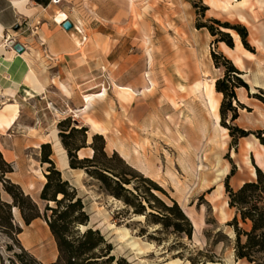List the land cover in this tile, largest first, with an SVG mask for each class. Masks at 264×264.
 Here are the masks:
<instances>
[{
	"label": "rangeland",
	"instance_id": "obj_1",
	"mask_svg": "<svg viewBox=\"0 0 264 264\" xmlns=\"http://www.w3.org/2000/svg\"><path fill=\"white\" fill-rule=\"evenodd\" d=\"M66 2L64 7H69L67 10L73 14L83 32L80 35L81 39H87L88 36V40L83 41L85 44L74 57L81 56L83 60L87 57L89 48L86 47L92 42L89 32L94 31L100 39V48H95L98 50L96 52L98 70L93 74L92 83L88 86L78 88L72 85L69 89L74 99L72 104L63 100L50 87V84H54L61 90V84L55 76H52L55 79L48 85L51 93L49 102L41 97H35L29 102L24 99L18 100L21 114L16 135L11 131L4 133L5 137L13 139L16 147L26 136L32 138L33 143H30L29 147L16 150L15 159L23 161L24 171L31 174L35 181L39 180L44 172L38 162L40 150L37 146L42 138L51 140L48 133L53 125L69 117L83 126L89 123L93 132L98 130V134L100 132L103 134L106 131L105 136H102L109 143V148L117 147L139 172L137 173L139 177L130 188L134 189V186H137L144 194L150 185L143 179L152 180L163 190H154V194L169 205H172V200L177 201L193 228V236L190 239L186 234L176 233L173 228L156 223L158 219L153 216L138 219V216L143 215H136L124 202H117L103 190L99 180L83 172L78 181L79 172L75 175L74 181L77 182L80 194L84 197L86 211L91 215L89 227L101 228V233L107 241H112L110 243L114 247L113 254L117 258H125L130 264H249L246 260L238 261L235 257V232L228 226V222L234 219L236 210L229 207L226 178L232 170L235 171L228 180L233 191H238L242 182L256 180L253 175L255 164L249 159V151L245 147L251 142L242 146L241 154L242 139L233 140L229 130L223 126L221 115H208L200 96L205 93L207 86H211V79L218 80L225 75L226 69L223 66L220 68L215 66L212 52L226 56L220 48L221 43L228 46L227 42L231 38L235 48V41L239 43L241 40L235 30L223 28L224 24L246 28L247 44L250 48L248 51L252 60L247 59L245 66L252 77L264 72V48L255 42L264 41V0ZM226 6L238 7L239 11L245 13L244 22L236 13H229ZM218 30L229 35L221 36ZM149 53L155 60L152 69L148 61ZM65 57L68 58L67 55ZM65 57L62 56L60 59ZM30 59L32 62L40 60L35 52H32ZM149 59L153 62L151 56ZM150 71L153 73H148ZM115 84L122 87L130 86L127 90H119L128 100L134 99L132 104H125L119 98ZM146 86V89L153 88L148 94H154L158 88L157 96H164L162 106L158 103V98L138 95L140 91L136 90ZM67 87L69 88V85ZM39 88L42 89V86ZM74 88L78 92L77 98L74 96ZM238 89L237 98L241 100V96L244 95L245 103L249 106L264 105L253 97L254 93H261L257 89L251 88L250 85L249 90ZM103 90H107V96L97 98L90 111L83 114L80 111L84 105L83 96L102 94ZM179 92L182 93L181 97ZM63 94L69 96L65 92ZM174 96H178L179 105L176 104ZM221 100L223 101V96ZM2 104L0 101V108ZM234 106L238 105L234 103ZM244 106L247 109L238 107L239 118L235 122H232V113L229 112L225 123L239 126L246 131L263 130L261 127L264 126L262 124L264 119L249 120L251 115L248 113H252L254 108ZM160 107L162 114L160 120L164 127H155V122L159 120L153 115ZM256 110L258 117L264 118L259 109ZM25 131L27 134L24 135ZM249 137L257 139L261 144L255 135ZM181 141L185 147H182ZM92 154L93 150L88 148L81 152L80 157H89ZM54 157L59 163L57 153ZM245 159L249 161V165ZM114 165L118 166L117 162ZM226 166L227 176H222L221 182L215 184L218 174ZM0 192L3 201H11L3 191L2 185ZM147 198L153 205L155 204L151 196L147 195ZM33 199L44 211L45 203L40 197L33 196ZM144 204L147 213L151 212L147 203ZM13 212L14 220L25 227L19 211L14 209ZM239 227L249 231L251 223H244L239 217ZM76 229L78 230V227ZM86 229V226H81L80 232ZM125 229L128 230L129 236L122 241ZM184 229L187 230L188 226L184 225ZM25 231H28L26 227ZM34 231L40 237L37 248L44 249L46 255L52 256L54 248L45 224L39 221ZM1 240L4 249L8 243L13 247V252L3 250L7 259L13 257L14 253L22 254L16 243L4 236H1ZM131 243H138L143 252L139 254L132 248ZM23 257L24 260H32L30 255Z\"/></svg>",
	"mask_w": 264,
	"mask_h": 264
},
{
	"label": "trees",
	"instance_id": "obj_2",
	"mask_svg": "<svg viewBox=\"0 0 264 264\" xmlns=\"http://www.w3.org/2000/svg\"><path fill=\"white\" fill-rule=\"evenodd\" d=\"M216 23L221 25L219 22ZM223 28L235 30L243 46L250 50L247 44L246 28L225 24ZM218 33L221 36L229 35L219 30ZM227 44L230 48H234L231 38ZM212 58L217 68L223 66L226 69L224 77L215 83L216 91L223 95L220 107L223 126L229 130L234 141L255 135L264 146V130L246 131L239 126L225 123L229 112L232 113V122H235L239 118L238 107L247 109L239 102L236 89L249 90V84L244 80L243 72L239 71L226 56L212 52ZM257 90L261 93H254L253 97L264 104V90L261 88ZM234 103L238 106H234ZM57 128L71 169L83 170L89 176L99 180L105 192L116 200L124 202L127 208L133 209L134 214L146 216L147 219L153 216L158 219L156 223H162L164 227L173 228L176 233L186 234L192 239V224L177 201L172 200V205H169L158 198L154 190H163L148 178L143 179L150 185L145 189L144 194L137 186L131 189L130 186L139 177L137 176L139 172L118 152L107 153L106 141L102 135L94 134L89 143V128L72 121L71 117L59 121ZM88 148L93 150L92 157L80 158L78 153ZM52 155V145L43 144L40 162L48 164L49 167L45 174L46 182L40 194L41 201L45 203L44 211H42L38 203L26 195L20 185L10 179L9 176L14 171L13 166L6 161L0 150V185L11 199V201H3L0 192V264H45L22 246L19 239L22 228L14 220V208L20 211L26 225H30L38 218L47 222L58 249L57 260L48 264H130L125 258H117L113 254V245L107 241L100 230L89 227L90 215L86 211L83 199L79 196L78 190L63 178L52 160ZM115 162L118 166L114 165ZM234 174L235 171L232 170L226 178V191L230 198L229 207L236 210V216L228 222V226H231L235 232V257L238 261L246 260L249 264H264V171L256 167V180L244 183L238 191H233L228 184V180ZM147 195L154 199V205ZM144 202L147 203L151 212L147 213ZM239 217L244 223H251L249 231L239 227ZM184 225L188 226L187 230L184 229ZM81 226H86L87 229L80 232ZM1 236L16 243L22 254L14 253L13 257L7 259L3 250L13 252V247L8 243L4 249ZM23 255H30L32 260H24Z\"/></svg>",
	"mask_w": 264,
	"mask_h": 264
},
{
	"label": "crops",
	"instance_id": "obj_3",
	"mask_svg": "<svg viewBox=\"0 0 264 264\" xmlns=\"http://www.w3.org/2000/svg\"><path fill=\"white\" fill-rule=\"evenodd\" d=\"M67 2H63L61 5H54L52 0H0V101H2V108H0V150L2 151L6 161L12 164L13 173L10 174V179L20 185L25 192L26 195H29L32 199L33 196H39L41 194L42 188L46 182L45 175L47 173V169L49 167L48 164H42L40 162L41 157V146L46 143H50L53 149L52 160L55 162L57 169L62 173V176L65 180H67L73 187L78 190L79 196L83 199L84 197L80 194L79 187L77 186V182L74 181L75 175L83 170H75L71 169L69 165V159L66 150L64 149L61 140L59 138V131L57 128L58 122L53 125L50 133L47 135L50 136L51 140H46L42 138L37 149L40 150V154L38 156V162L43 169L41 178L39 180L33 179V176L29 174L27 171H24V163L23 161H19L15 159L17 155L16 150H20L21 148L29 147L30 143H33L32 138L25 137L22 142L19 143V146H14V140L5 137L4 133H9L13 131L16 135V130L18 129L17 124L20 119L21 114V105L18 100H25L27 102L32 101L35 97H41L45 101L49 102L50 98V88L49 82L54 80L55 78L59 80L61 90H63L69 96H65L59 88L55 87L54 84H50L56 94L59 95L63 100L72 104L74 101L72 94L70 95L69 89L72 88V85H76L78 88L86 87L91 82V78L93 74L98 70L97 63L99 62L97 59L95 48H100L99 43L100 39L97 38L94 31L89 32V36H91L92 42L86 48L87 57L83 60V57L78 56L74 57L75 54L79 52V49L83 47L85 44L83 41L88 40L83 38L81 39L80 35L83 32L80 30V27L77 25V22L74 19L72 13H70L64 5ZM228 12L237 14L239 19L243 21V12L239 11L238 7H228ZM67 12V13H66ZM246 15V14H245ZM65 21H70L73 24V28L71 31H67L63 28V23ZM246 23V22H245ZM248 24V23H247ZM86 33V32H85ZM8 37V38H7ZM259 41V42H258ZM255 42L259 45V47L264 48V41L258 40ZM10 42H13L11 44ZM16 44H20L24 48L23 53H18L15 51L14 47ZM235 48H230L224 43H221L220 48L222 52L227 56V58L231 59L233 64L243 72V78L253 89H264V72L257 73L254 77H252L251 72L245 66V61L247 59L252 60L251 53L245 49L242 41L239 43L235 41ZM32 52L38 54L40 60L31 61L30 57ZM55 52V53H54ZM47 54V57H46ZM68 56L66 59L65 56ZM64 56L65 59H60V57ZM152 57L153 62H150L149 57ZM107 57V56H106ZM50 58L51 60H48ZM102 60V58H100ZM148 61L150 65V69L154 68L155 60L152 54H148ZM103 62V61H102ZM104 63V62H103ZM49 71V72H48ZM148 73H153L152 71ZM52 76H55L53 78ZM47 83V84H46ZM216 83V82H215ZM46 84V85H45ZM42 86V89L39 86ZM69 85V88L67 87ZM148 86V84H147ZM144 87L141 90L147 88ZM115 87L118 90L119 98L124 101L125 104H132L133 100H128L127 96L123 94L119 89H126L130 86H121L115 84ZM90 89V88H89ZM92 89V88H91ZM90 89V90H91ZM136 90V91H141ZM243 91L244 89H238ZM107 90H103L101 93L96 94H86L83 96L84 105L80 110L83 112L90 111L91 106L94 104L95 100L100 97L104 98V93ZM133 92V91H132ZM74 96L78 97V92L74 88ZM180 96L182 95L181 92ZM158 88L154 92V94H146V97L152 96L158 98V103L162 106L161 101L164 98L163 95L160 97L157 96ZM212 94L215 99L218 100V107L214 115L220 116V107H221V97L223 96L221 93L216 91L215 84L212 88ZM144 97V98H146ZM240 103L243 105L249 106L246 102V98L244 95L241 96ZM176 104L179 105L178 96H174ZM94 99L93 104L89 105L88 110H84L91 100ZM127 99V100H126ZM6 100V102H5ZM249 100V98H248ZM186 101V100H185ZM16 102V103H15ZM182 105V103H180ZM15 106H17L18 118L11 122L9 125L3 123L1 117L2 113L5 112L8 108V112L4 114L7 118L11 117L12 113L15 111ZM254 108L252 113H248L251 115L249 120H263L264 118L258 117L256 114V108L259 109L260 113L263 114L264 117V105L261 106H249ZM243 112V111H242ZM84 114V113H83ZM261 116V115H260ZM154 118H157L159 121H156L155 127H162L161 124V107L160 109H156L153 115ZM264 125V120L263 123ZM89 128L88 136L89 143L91 142L92 136L94 134L99 133L98 130L93 132L91 124H84ZM164 127V126H163ZM264 130V126L261 127ZM106 131L100 135L105 136ZM27 132H24V135ZM31 135V134H30ZM46 136V135H45ZM171 138H173L171 136ZM241 144L240 153L242 154V146L245 143L246 149L248 148L249 157L251 162L255 164V173L253 175L256 177V167L260 168L264 171V165H260L256 158V152L262 154L264 160V146L260 144L257 139H252L250 137L243 138ZM21 144V145H20ZM180 144L182 147H185L184 142L181 141ZM252 144V145H251ZM32 145V144H31ZM109 143L106 142V151L107 153H113L114 151L118 152L120 156L132 167H134L130 162L129 158L121 154L117 147H111L109 150ZM81 150L78 155L80 157ZM55 153L59 156V163L55 160ZM86 157V156H84ZM92 157V156H89ZM81 158V157H80ZM252 164V165H253ZM135 168V167H134ZM79 175V174H78ZM245 182H242L241 186ZM35 201V199H33ZM36 202V201H35ZM37 203V202H36ZM85 203V202H84ZM86 205V204H85ZM17 209V208H14ZM13 209V211H14ZM18 210V209H17ZM19 211V210H18ZM14 213V212H13ZM19 215L21 217L20 211ZM15 216V215H14ZM91 216V215H90ZM22 219V217H21ZM23 221V219H22ZM39 221L43 222L46 226L47 233L52 240V245L54 248L52 256L46 255L44 249H38L40 237L34 231V227L38 225ZM24 222V221H23ZM22 228V233L19 235V239L21 241L22 246L25 250L31 253L36 259L39 261L48 264L53 263L58 258V249L53 235L50 232L49 226L47 222L38 218L34 220L30 225H26L25 227L28 231H25V227L22 223L16 221ZM100 229V227H97ZM112 243V241H110Z\"/></svg>",
	"mask_w": 264,
	"mask_h": 264
},
{
	"label": "bare ground",
	"instance_id": "obj_4",
	"mask_svg": "<svg viewBox=\"0 0 264 264\" xmlns=\"http://www.w3.org/2000/svg\"><path fill=\"white\" fill-rule=\"evenodd\" d=\"M200 67H202L201 65H200ZM202 69V68H201ZM202 76V75H201ZM211 82H212V84H211V86H207L206 87V89H205V93H203V92H201V93H203L201 96H200V98H201V100H202V102H203V104H204V108H206V110H207V113H208V115L209 116H212V115H214V113L216 112V110H217V107H218V100L217 99H215V97H214V95L212 94V88H213V86H214V84H215V82L217 81L215 78H213V79H211L210 80ZM187 89V88H186ZM122 90H124V89H122ZM153 91V88L152 87H149L148 89H144V90H142V91H140L139 93H138V95L139 96H145L146 94H148V93H151ZM107 96V91H105V93H104V96L103 97H106ZM98 98H100V97H98ZM93 102H94V99L93 100H91L90 101V103L88 104V106L84 109L85 111L86 110H88V108H89V105H91V104H93ZM202 102H200V103H202ZM16 103V102H15ZM202 106V105H201ZM7 109L5 110V112L4 113H2V117H1V119H2V121H3V123L4 124H6V125H9L11 122H13L15 119H17L18 118V116H19V114H18V111H17V106H15L14 108H15V111L12 113V115H11V117L9 118H7L6 116H4V114L6 113V112H8L7 110H8V108H11V107H6ZM178 110V109H177ZM205 114V113H204ZM208 119V118H207ZM195 123V122H194ZM207 123V122H206ZM195 125V124H194ZM202 127H203V125H202ZM192 128H193V126H192ZM191 128V129H192ZM204 129V128H203ZM205 130V129H204ZM203 130V131H204ZM206 132V131H205ZM215 137H217V136H215ZM244 151H246L247 152V150L246 149H243ZM243 151V152H244ZM256 158H257V161H258V163L262 166V165H264V160L262 159L263 158V156H262V154H259L258 152H256ZM250 159V158H249ZM246 160V159H245ZM246 163H247V165H249V161L248 160H246ZM252 167V166H251ZM200 170H202V169H200ZM227 173H228V166H226L224 169H223V171L222 172H220L219 174H218V177L216 178V180L214 181V183L216 184V183H219V182H221V177L222 176H227ZM82 176V172H80L79 173V175H78V181H79V179H80V177ZM117 202H119L118 200H116ZM145 217L144 216H138V219H144ZM117 231H120V230H117ZM124 231V235H122V241H125L126 239H127V237L129 236V232H128V230L127 229H125V230H123ZM131 246H132V248H134V249H136L137 250V252L139 253V254H141L142 252H143V250L140 248V245L138 244V243H131Z\"/></svg>",
	"mask_w": 264,
	"mask_h": 264
},
{
	"label": "water",
	"instance_id": "obj_5",
	"mask_svg": "<svg viewBox=\"0 0 264 264\" xmlns=\"http://www.w3.org/2000/svg\"><path fill=\"white\" fill-rule=\"evenodd\" d=\"M63 28L67 31H70L73 28V24L70 21H65L63 23ZM15 51H17L18 53H23L24 52V48L20 45V44H16L14 47Z\"/></svg>",
	"mask_w": 264,
	"mask_h": 264
},
{
	"label": "built area",
	"instance_id": "obj_6",
	"mask_svg": "<svg viewBox=\"0 0 264 264\" xmlns=\"http://www.w3.org/2000/svg\"><path fill=\"white\" fill-rule=\"evenodd\" d=\"M67 0H52V3L56 6L61 5L63 2H66ZM8 38V37H7ZM13 44V42H10Z\"/></svg>",
	"mask_w": 264,
	"mask_h": 264
}]
</instances>
